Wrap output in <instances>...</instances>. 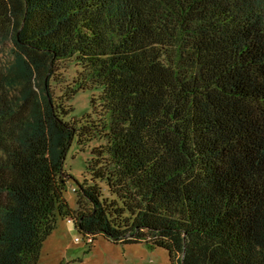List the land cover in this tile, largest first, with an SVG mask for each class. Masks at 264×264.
I'll return each mask as SVG.
<instances>
[{"label":"trees","instance_id":"16d2710c","mask_svg":"<svg viewBox=\"0 0 264 264\" xmlns=\"http://www.w3.org/2000/svg\"><path fill=\"white\" fill-rule=\"evenodd\" d=\"M2 39L0 264L66 215L170 264H264V0H0Z\"/></svg>","mask_w":264,"mask_h":264},{"label":"rangeland","instance_id":"374dc122","mask_svg":"<svg viewBox=\"0 0 264 264\" xmlns=\"http://www.w3.org/2000/svg\"><path fill=\"white\" fill-rule=\"evenodd\" d=\"M10 43L0 41V71L10 62ZM98 90L77 92L70 101V116L79 119L91 112L90 97H96ZM86 151H77L74 143L66 151L63 161L65 191L63 198L70 210L74 211L75 194L72 188L82 180ZM87 205L84 204V207ZM67 219H70L69 221ZM83 234L74 224L70 215L58 217L54 229L42 241L38 260L35 264H170L164 248L140 242H112L96 234L92 242L86 243ZM78 238V240H76Z\"/></svg>","mask_w":264,"mask_h":264},{"label":"built area","instance_id":"2783aa9c","mask_svg":"<svg viewBox=\"0 0 264 264\" xmlns=\"http://www.w3.org/2000/svg\"><path fill=\"white\" fill-rule=\"evenodd\" d=\"M72 190H73V188H72ZM68 221L70 220V219H67ZM85 238H84V241L86 242V243H91L92 242V236L90 235V234H85V236H84ZM76 240H78V238H76Z\"/></svg>","mask_w":264,"mask_h":264}]
</instances>
